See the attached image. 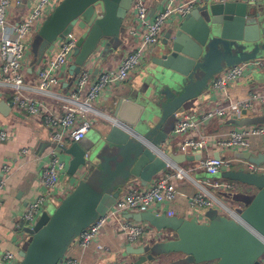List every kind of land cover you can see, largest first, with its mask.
Returning a JSON list of instances; mask_svg holds the SVG:
<instances>
[{"label": "water", "instance_id": "1", "mask_svg": "<svg viewBox=\"0 0 264 264\" xmlns=\"http://www.w3.org/2000/svg\"><path fill=\"white\" fill-rule=\"evenodd\" d=\"M132 2L61 0L37 32L35 62L57 40L80 31L69 81L63 85L70 87L98 48L101 61L118 51ZM249 61L264 67V0H204L169 25L136 80L114 94L90 126L89 143L61 147L65 174L77 182L51 213L43 212L24 230L29 240L15 264H62L74 241L111 210L129 185L145 187L167 165L198 160L173 148L178 114L199 101L219 72ZM259 77L264 80V73ZM5 106L0 101V111ZM247 154L248 163L264 164V151ZM220 177L254 189L232 218L214 213L198 223L151 212L124 213V219L147 223L163 236L142 247H126L125 255L135 257L133 264L168 255L175 257L173 264H261L264 176L226 171Z\"/></svg>", "mask_w": 264, "mask_h": 264}, {"label": "built area", "instance_id": "2", "mask_svg": "<svg viewBox=\"0 0 264 264\" xmlns=\"http://www.w3.org/2000/svg\"><path fill=\"white\" fill-rule=\"evenodd\" d=\"M248 1L258 3L262 0ZM59 2L60 0H27L25 15L13 23H8L7 15L12 2L0 0V85L12 90V103L17 111L41 119L50 130L51 141L57 147L62 146L65 141L80 142L90 128L85 116L95 113L93 104L100 99L101 94L110 87L129 80L130 75L138 70L143 61L149 60L163 37L166 25L179 21L204 0H163L156 10H152L149 0H133L128 13L129 24L125 30L126 47L129 48H125L124 56L116 66L101 68L95 72L101 55V47L98 48L82 66L71 86L69 98L61 106L60 113L54 114L52 107L41 101L39 97L56 99L50 90L61 86L63 78L67 75L81 32L75 30L64 40H57L52 44L39 63L34 81H25L24 63L28 58L27 48L32 34L38 32ZM15 3L19 4V1ZM55 49L56 53H52ZM256 66H262L261 62H244L222 70L212 79L208 88L209 97L204 106L206 109L179 116L175 120L172 134L175 137L178 135L183 137L176 150L181 154L198 156L199 159L194 163L199 169L204 170L208 177H220L221 173L230 170L232 160L223 157L224 151L256 155L255 142L264 143V126L231 124L234 119L240 121L244 117L255 115L258 111H264L263 88L238 86V83ZM213 121L218 122L220 126L230 124L228 131L225 134L205 133L204 128ZM7 138V133L0 131V145ZM64 168V163L52 152L50 162L41 173V184L46 190V196H41L30 203L21 219L27 228H31L36 223L43 212V207L47 204V198L61 201L68 194H64L61 199L56 193L59 175ZM246 168L250 174L264 176V164L253 165L247 162ZM9 171L7 165L1 169L0 192L4 185L3 178ZM184 179L185 173L182 170L167 165L145 187L129 185L126 188L127 193L119 195L111 210L79 236L76 240L77 246L84 251L94 244L97 259H103L108 252L99 243V238L110 223L114 224L115 235L127 247H137L140 242L144 246L151 241L162 240V233L157 232L147 223L126 220L123 214L151 212L160 215L163 208L176 200L175 181ZM187 203L190 209L195 210L215 207L216 204L224 206L201 193L190 197ZM165 215L172 217V212L168 210ZM3 259L8 264H15L19 260L10 253L4 254ZM62 264H80V261L65 255ZM114 264L125 263L119 260ZM261 264H264V257L261 259Z\"/></svg>", "mask_w": 264, "mask_h": 264}, {"label": "crops", "instance_id": "3", "mask_svg": "<svg viewBox=\"0 0 264 264\" xmlns=\"http://www.w3.org/2000/svg\"><path fill=\"white\" fill-rule=\"evenodd\" d=\"M15 1L19 0H11V7L9 8L7 15L8 23L15 22L21 16L25 15L26 12L25 3L22 4L19 2V4H17ZM153 1L154 0H149V4L152 10H156L163 0L158 2L156 8L152 7ZM166 29L167 28H165L164 33ZM125 42L127 43V40ZM126 43L124 46L121 45L118 51L114 52L103 61L99 58L95 70L116 66L120 59L124 56L125 50L129 48L126 47ZM52 53H56V49L55 52ZM24 64L26 73L25 81H34L36 79V72L39 64L35 62L34 58L29 56ZM147 64L148 61L145 65H142L141 69L138 68L135 73L131 74L129 80L119 84L118 86L110 87L107 91H104L101 94L100 99L93 104L95 113L85 116L87 121H89L90 126L100 118V115H103L102 111H104L106 104L114 96V94L122 90L127 85L133 83ZM68 81L69 77L66 75L63 78L61 86L53 87L50 90V92L55 95L56 99L39 97L41 101L52 107L54 114L60 113L62 104L65 103L67 98H69L73 83H71L68 88L63 87V85ZM259 84L260 83L257 78L251 73H248L247 76L240 83H238V86H262ZM262 88L264 89V87ZM206 93L208 94V91ZM208 97L209 95L206 96L204 102L199 103L198 109L189 111L184 115L194 114L196 112L198 113V111L201 110L204 111L206 109L204 107L205 102L208 101ZM12 100V90L4 88L0 85V101L4 102L6 105L5 109L0 111V131H5L8 137L7 140L0 145V173L2 167L5 165H7L10 170L8 175L3 178L4 185L0 192V264H8L7 261L3 259V255L6 253H10L18 258L19 251L22 249L27 235L24 232L27 227L24 223H22V216L30 203H33L41 196H46V190L41 184V173L50 162L52 152L55 153L60 161H63L61 147L71 144L70 142L65 141L62 146L54 147V143L50 138V130L44 125L41 119H35L28 116L24 112L17 111L15 106H13ZM235 122L236 120L234 119L231 121V124H234ZM229 125L230 124H224L220 126L218 122L213 121L204 128V132L207 134H225L229 129ZM171 138L173 148L176 149L178 143L183 137L181 135L175 137L172 134ZM255 144V152H262V148L258 149V142H255ZM177 168L185 173V179L183 181H175L177 191L176 200L171 205L163 208L160 212L161 214H165L168 210H170L172 212V217L195 219L197 222L203 221L204 223L208 221L209 217L214 213L218 216H225L227 218L233 217L235 214L234 208L217 197L213 190L209 188V183H212L213 179L218 177L210 178L207 176L205 178H201L200 175H198V171H200V169L192 162L182 163L178 165ZM65 171L66 166L64 171L59 175V183L56 187L58 198L61 199L64 197V194L69 193L73 189L77 182L76 179H69L66 176ZM127 191L128 189L123 190L120 195L126 194ZM199 193L205 194L209 198L217 200L224 206L216 204V206L211 207V209H190L187 203L188 199ZM47 200H51V202L56 201L50 198H47ZM55 204L58 205V203ZM47 205L48 202L45 206ZM43 212H47L45 207H43ZM113 225V223H110V225L105 227L101 237L99 238V243L105 247L108 255L101 260H94L93 264H114L119 260H122V257H128L130 264L135 262V257L125 255V249L127 246L123 245L119 238L115 235ZM102 238L103 240L106 239V241L103 242ZM142 246L141 242L137 245V247ZM94 247L95 245L92 244L88 249L82 251L77 245H73L72 248H69L70 254L67 256L79 260L80 264H84V258L86 256L92 255L93 257H96ZM75 248H78L76 253L77 255L72 256L71 252L74 251ZM87 250L90 251V253H87ZM120 253L122 254L120 255ZM171 256L172 255L161 256L159 258L168 259ZM151 263H153V261ZM153 264H155V262Z\"/></svg>", "mask_w": 264, "mask_h": 264}, {"label": "rangeland", "instance_id": "4", "mask_svg": "<svg viewBox=\"0 0 264 264\" xmlns=\"http://www.w3.org/2000/svg\"><path fill=\"white\" fill-rule=\"evenodd\" d=\"M21 1H22V3H26L27 0H21ZM159 1L160 0H154L152 3V7L156 8ZM172 23H174V21L171 22V24ZM128 24H129V19L127 18V22H126L125 26L127 27ZM171 24H167L165 28H167ZM126 40H127V34L124 32L122 35L120 45L124 46L126 43L125 42ZM38 45H39V39L37 37V33H33L31 36V40L29 42V47L27 48V54L29 57L34 58V54L38 49ZM147 61L146 60L143 61V63L140 65L139 69H141L142 65L143 64L145 65ZM249 73L254 75L257 78V80L259 81V83L262 85V86H259L257 88L264 87L263 86L264 80L260 79L261 77L258 78L259 74L264 73V67L256 66ZM210 84H211V82L209 83L208 88L210 87ZM208 88H207V91H208ZM207 95L208 94L205 93L199 99V101H196L193 104V106L190 107V109L181 112L180 114H178L177 117L182 116L185 113H188L189 111H194V110L198 109L199 103L204 102ZM242 124L243 125L248 124V125H252V126H264V111L261 110V111H258V113H256L255 115H251L250 117H245L242 120ZM89 139H90V131L87 132L86 136L79 143L82 146H86L89 143ZM54 147H56L55 143H54ZM260 148H262L261 150L264 151V144L258 142V149H260ZM223 157H225L226 159L232 160L231 161V168L229 170L230 172H232V173L242 172V173L250 174L246 168L249 154L240 153L238 151L227 150V151L223 152ZM233 159H237L238 161H234ZM198 175H200L201 178L207 177L205 171L202 169H200V171H198ZM209 188L213 190L214 194H216L217 197H219L221 200L225 201L228 205L233 207L235 213L240 211L243 208L242 206H244V204L248 203L254 194L253 188H250L247 185L242 184L239 181H231V180L223 178V177H218V178L213 179L212 183H209ZM47 202H48V205L45 206V209L47 212L51 213L54 210V208L57 206L55 203H59L60 199H57V201H55V202H51V200H49V201L47 200ZM28 240H29V236L26 235V239H25V243L23 244V247H25L27 245ZM102 241L105 242L106 239L103 240V238H102ZM151 242H154V241H151ZM115 243H116V240H115ZM73 245H77L76 241H74V243L71 245L70 248H72ZM77 251H78V248H75V250L71 252V255L76 256ZM87 253H90V251H88ZM68 254H70V250L67 252L66 255H68ZM121 254L122 253H120V255ZM173 259H175V257H173V256H171L168 259L157 257L153 261V263L155 262V264H173V263H170ZM94 260H97V258L95 256L93 257L92 255H88L84 258V264H93ZM128 260H129L128 257L127 258L122 257V262H124L125 264L130 263ZM180 264H184V263H180Z\"/></svg>", "mask_w": 264, "mask_h": 264}, {"label": "bare ground", "instance_id": "5", "mask_svg": "<svg viewBox=\"0 0 264 264\" xmlns=\"http://www.w3.org/2000/svg\"><path fill=\"white\" fill-rule=\"evenodd\" d=\"M260 263H261V261H260Z\"/></svg>", "mask_w": 264, "mask_h": 264}]
</instances>
